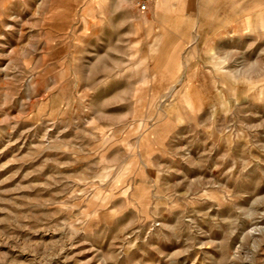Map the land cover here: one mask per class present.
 <instances>
[{"label": "rangeland", "instance_id": "374dc122", "mask_svg": "<svg viewBox=\"0 0 264 264\" xmlns=\"http://www.w3.org/2000/svg\"><path fill=\"white\" fill-rule=\"evenodd\" d=\"M0 0V264H264V0Z\"/></svg>", "mask_w": 264, "mask_h": 264}, {"label": "built area", "instance_id": "2783aa9c", "mask_svg": "<svg viewBox=\"0 0 264 264\" xmlns=\"http://www.w3.org/2000/svg\"><path fill=\"white\" fill-rule=\"evenodd\" d=\"M148 0H139L138 6L141 10H146Z\"/></svg>", "mask_w": 264, "mask_h": 264}, {"label": "crops", "instance_id": "0c3cea01", "mask_svg": "<svg viewBox=\"0 0 264 264\" xmlns=\"http://www.w3.org/2000/svg\"><path fill=\"white\" fill-rule=\"evenodd\" d=\"M138 2H139V1H138ZM155 2H157V0H148V1H147V8H146V10H141L140 8H139V10H141L142 12H147L148 10L151 9L152 5H153ZM138 7H139V6H138Z\"/></svg>", "mask_w": 264, "mask_h": 264}]
</instances>
